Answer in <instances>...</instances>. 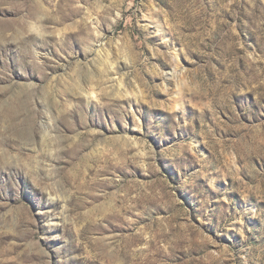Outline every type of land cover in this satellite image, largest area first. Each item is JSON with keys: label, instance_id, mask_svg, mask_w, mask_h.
Instances as JSON below:
<instances>
[{"label": "rangeland", "instance_id": "374dc122", "mask_svg": "<svg viewBox=\"0 0 264 264\" xmlns=\"http://www.w3.org/2000/svg\"><path fill=\"white\" fill-rule=\"evenodd\" d=\"M0 264H264V0H0Z\"/></svg>", "mask_w": 264, "mask_h": 264}]
</instances>
